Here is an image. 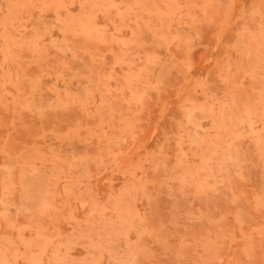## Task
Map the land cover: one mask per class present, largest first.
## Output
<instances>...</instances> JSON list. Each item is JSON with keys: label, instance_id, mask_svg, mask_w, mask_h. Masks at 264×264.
Instances as JSON below:
<instances>
[{"label": "rangeland", "instance_id": "374dc122", "mask_svg": "<svg viewBox=\"0 0 264 264\" xmlns=\"http://www.w3.org/2000/svg\"><path fill=\"white\" fill-rule=\"evenodd\" d=\"M0 264H264V0H0Z\"/></svg>", "mask_w": 264, "mask_h": 264}]
</instances>
